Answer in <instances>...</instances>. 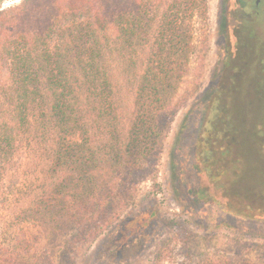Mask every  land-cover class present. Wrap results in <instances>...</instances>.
Returning a JSON list of instances; mask_svg holds the SVG:
<instances>
[{
    "label": "trees",
    "instance_id": "1",
    "mask_svg": "<svg viewBox=\"0 0 264 264\" xmlns=\"http://www.w3.org/2000/svg\"><path fill=\"white\" fill-rule=\"evenodd\" d=\"M166 2L24 0L0 12V177L25 167L41 183L38 206H59L97 231L121 217L142 183H158L192 50L177 23L154 14ZM229 91L215 99L197 166L247 209L228 211L264 220V86L246 126L242 86ZM206 193L199 187V198L214 199Z\"/></svg>",
    "mask_w": 264,
    "mask_h": 264
},
{
    "label": "rangeland",
    "instance_id": "2",
    "mask_svg": "<svg viewBox=\"0 0 264 264\" xmlns=\"http://www.w3.org/2000/svg\"><path fill=\"white\" fill-rule=\"evenodd\" d=\"M23 1L2 0L0 12ZM166 6L154 14L177 23L192 50L181 82V108L158 166V183H142L121 217L97 231L94 223L75 224V216L59 206H38L33 190L42 188L40 181L25 167L11 165L0 177V264H264V220L228 211L227 205L239 208L241 200L215 189V181L197 166L199 140L208 135L215 99L218 105L230 99L234 76L253 75L236 72L244 60L234 55L231 43L241 22L218 19V0H167ZM253 22L264 37V18ZM240 85L239 109L246 126L255 121L257 85ZM201 186L213 200L199 198ZM241 207L247 211L245 203Z\"/></svg>",
    "mask_w": 264,
    "mask_h": 264
},
{
    "label": "flooded vegetation",
    "instance_id": "3",
    "mask_svg": "<svg viewBox=\"0 0 264 264\" xmlns=\"http://www.w3.org/2000/svg\"><path fill=\"white\" fill-rule=\"evenodd\" d=\"M218 3L222 7V10L218 11V19L227 23L234 18L242 25L237 30L234 29L233 36L231 35L234 55L244 60L243 64L236 68V72L240 75L253 74L249 78L234 76L230 79L232 84L240 85L245 82L248 85L264 86V37L256 32L253 24L255 20L261 23L264 18V0H218ZM229 7H234L236 11L231 13V9L227 10Z\"/></svg>",
    "mask_w": 264,
    "mask_h": 264
}]
</instances>
